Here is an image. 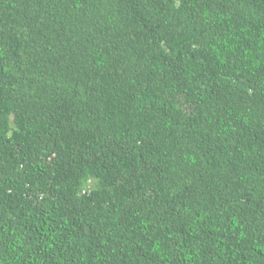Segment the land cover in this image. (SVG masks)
<instances>
[{
    "label": "trees",
    "instance_id": "16d2710c",
    "mask_svg": "<svg viewBox=\"0 0 264 264\" xmlns=\"http://www.w3.org/2000/svg\"><path fill=\"white\" fill-rule=\"evenodd\" d=\"M0 264H264V0H0Z\"/></svg>",
    "mask_w": 264,
    "mask_h": 264
}]
</instances>
